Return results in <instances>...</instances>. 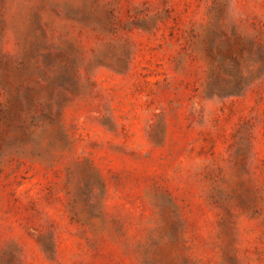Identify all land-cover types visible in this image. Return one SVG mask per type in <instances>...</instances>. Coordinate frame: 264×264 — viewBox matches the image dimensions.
Returning a JSON list of instances; mask_svg holds the SVG:
<instances>
[{
  "label": "rangeland",
  "instance_id": "obj_1",
  "mask_svg": "<svg viewBox=\"0 0 264 264\" xmlns=\"http://www.w3.org/2000/svg\"><path fill=\"white\" fill-rule=\"evenodd\" d=\"M0 264H264V0H0Z\"/></svg>",
  "mask_w": 264,
  "mask_h": 264
}]
</instances>
